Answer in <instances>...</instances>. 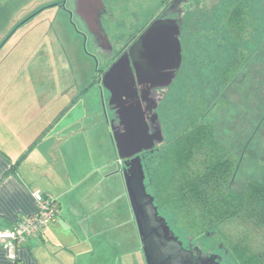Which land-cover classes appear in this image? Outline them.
Returning <instances> with one entry per match:
<instances>
[{"label": "rangeland", "instance_id": "374dc122", "mask_svg": "<svg viewBox=\"0 0 264 264\" xmlns=\"http://www.w3.org/2000/svg\"><path fill=\"white\" fill-rule=\"evenodd\" d=\"M13 1L19 5L0 8V39L5 44L0 50V64L1 59L11 61L9 69L6 64L0 65V78L6 80L11 75L23 81L46 83L50 98H57L65 106L73 104L63 127L89 130L91 139L82 144L83 152L94 148L98 163L106 161L114 172V180L102 187L112 196L107 211L111 215L108 237L113 244L114 261L125 252L130 256L128 261L137 264L132 256L142 257V243L138 231L136 234L131 206L128 215L118 204L117 197L126 192L120 182L123 162L116 148L111 150L107 125L110 93L101 89L99 82L121 48L158 15L162 0H132L127 6L107 9L103 26L110 36V48L101 51L100 42L77 15L74 0L37 9L33 13L37 15L21 27L13 22L25 3ZM239 10H244L247 21L241 30L238 23L245 20ZM186 12L181 38L183 64L159 107L166 141L156 156L165 158L174 145L180 144L184 126L212 127L224 148L222 167L230 166L231 160L233 163L229 173L232 190L243 194L248 184L264 179V0H193ZM82 86V92L78 91ZM193 151L185 166L195 174L198 170L200 175L206 174L219 152L210 151L205 144L195 146ZM151 167L148 170L153 172ZM179 176L182 175H177L170 186L158 189L152 173L147 181L151 182L149 188L158 199L161 214L179 239L215 251H220L225 242L227 261L244 264L252 254L264 263V226L242 211L218 228H211L198 217V212H193L192 205L180 211L172 199L177 195ZM215 231L220 235H214ZM101 257L97 253L96 264H102Z\"/></svg>", "mask_w": 264, "mask_h": 264}, {"label": "crops", "instance_id": "0c3cea01", "mask_svg": "<svg viewBox=\"0 0 264 264\" xmlns=\"http://www.w3.org/2000/svg\"><path fill=\"white\" fill-rule=\"evenodd\" d=\"M13 2L0 0V8L19 5ZM24 3L18 9L20 16L13 22L20 23L17 27L31 21L37 9L57 7L62 2L24 0ZM4 46L0 39V50ZM1 60L0 65L6 64L9 69L11 61ZM48 87L46 83L23 81L17 76L0 78V230L11 228L18 220L37 212L35 192L56 199L61 210L56 223L19 246L16 261L9 259L0 242V264H96L97 253L102 254V264H131L125 252L114 261L113 244L108 237L111 215L107 210L112 196L102 187L114 180L113 169L108 168L106 161L98 163L94 148L83 152L82 144L91 139L89 130L63 127L73 104L65 106L57 98H50ZM82 90L83 86L78 89ZM110 142L113 151L111 132ZM120 177L124 187L125 181ZM124 188V196H118L117 200L122 211L129 215L130 200L126 185ZM137 231L136 227V234ZM141 255L137 259L132 256L133 263L146 264L143 245Z\"/></svg>", "mask_w": 264, "mask_h": 264}, {"label": "water", "instance_id": "95a60500", "mask_svg": "<svg viewBox=\"0 0 264 264\" xmlns=\"http://www.w3.org/2000/svg\"><path fill=\"white\" fill-rule=\"evenodd\" d=\"M75 7L88 29L98 33L99 26H103L104 8ZM180 35L178 20H153L99 82L101 89L110 93L108 104L117 115V124L108 118L107 123L118 157L123 161V177L147 264L195 263L192 253L185 251L165 218L159 215L155 198L147 192L140 156L164 140L154 93L170 88L182 67ZM101 39L110 45L107 35ZM147 95H151L148 107L143 105ZM148 112L152 114L149 119Z\"/></svg>", "mask_w": 264, "mask_h": 264}, {"label": "trees", "instance_id": "16d2710c", "mask_svg": "<svg viewBox=\"0 0 264 264\" xmlns=\"http://www.w3.org/2000/svg\"><path fill=\"white\" fill-rule=\"evenodd\" d=\"M238 14L240 17L243 16L245 20L242 23H238L241 30L247 22L246 14L244 10H241ZM181 135L183 138L179 145H174L165 158L160 157L158 162L153 160L152 165H149V167L152 166L151 168H154L153 172L147 171L148 174L152 173V181L155 187L158 189L170 186L177 175L180 174L182 176H179V181L176 183L177 195L175 194L172 198L174 199L173 203H175L173 206L178 204L180 211L181 209L186 210L192 205L193 212H198V217L209 224L211 228H218L220 224L233 219L242 211L252 221L264 226V179L260 182L248 184L243 194H235L232 190V183L229 180V173L233 170L232 160L230 159V166L222 167L224 163V148L216 140L212 127L187 125L183 127ZM203 144L208 146L210 151L219 152V154L215 157L213 164L206 168L207 173L200 175L201 171L199 172L198 170V173L195 174L196 172H193L191 167H186L184 162L191 161V153L194 152L195 146ZM220 154H222L221 157H219ZM191 171L194 175H192ZM147 185L151 186V182ZM149 192L154 196L155 204L160 211L156 195L152 193L150 188ZM170 199H167L168 203ZM212 233L220 235L217 231ZM223 243L225 244V242ZM224 244L222 245L223 247ZM244 264L261 263L251 254L249 261Z\"/></svg>", "mask_w": 264, "mask_h": 264}, {"label": "flooded vegetation", "instance_id": "af4514ba", "mask_svg": "<svg viewBox=\"0 0 264 264\" xmlns=\"http://www.w3.org/2000/svg\"><path fill=\"white\" fill-rule=\"evenodd\" d=\"M65 1L66 0H64V4H65ZM130 1H132V0H74L75 3H73V4H75V6L79 5V6H89V7L97 6L99 8L103 7L104 12L103 11L101 12L102 13L101 14V21H102V25H103L104 19L107 21V13H108L107 9L120 8V7L127 6ZM192 1L193 0H162L161 10L158 13V15L153 19V20H155V19H159V18H169V19L178 20L180 27H181V35H180L181 45H182V39L181 38L183 36L182 34L184 31V26H185L184 22H185V18L187 16L186 8L189 9V5L191 4ZM199 1H202V0H199ZM145 29L140 31V33L136 34L130 40L129 43H127L125 46H123L121 48L122 51L119 52V55L117 58L112 59V61L110 62V65L108 66V69L124 52H126L129 49V47L132 45V43L143 33V31ZM96 30H97V28H96ZM99 31L101 32L100 35H98ZM98 33H96V34L93 33V34L96 36L97 42L98 43L100 42V44H101L100 46L102 48H100V51L103 50V48L104 49L110 48V45L108 43H106V41H103L104 39H101V38H105V35L108 34L106 29L104 28V26H102V28H101V26H99ZM109 38H110V36H109ZM102 43H104L105 45L107 44V45L104 46V45H102ZM182 52H183V49H182ZM182 56H183V53H182ZM182 64H183V62H182ZM180 70H179V72H180ZM179 72L177 73V75L179 74ZM175 80H174V82H175ZM174 82H173V84H174ZM139 88H141V87H139ZM168 89H159V90L155 91V93H154V96H155L154 98L158 102V106H157L156 111L159 115V120H160L161 125H162V122H161V118H160V114H159V107H160L162 99L166 95ZM150 98H151V95H147V97H146L147 102H145L143 104L144 106H147V107L149 106ZM108 108L110 111V114H109V112H107L108 116H109V118H108L109 121L114 120L115 124H117L118 119H117V115L115 114V110H112L111 106H109V104H108ZM146 116H147V119H149V117H151L152 114L150 112H148ZM162 131H163V125H162ZM162 133H163L164 140L161 144H157L155 146L154 150L143 151L140 154L141 159H142L143 168H144V173H145V185L147 188V192L149 194H151V193L149 192V186L147 185V181H148V171L147 170L149 168V165L153 162V160L156 162L159 161L160 157L156 156V154L165 147L164 145H165L166 138L164 135V131ZM128 162H129V160H128ZM158 211H159V209H158ZM159 215L161 217L165 218L160 213V211H159ZM165 220H166L171 232L174 233L166 218H165ZM174 235L179 239V237L175 233H174ZM179 241L182 243V246L185 249V251H189L192 253V257L195 261L194 264H233L232 262L227 261L228 258L226 256V254H228L229 251L225 250L222 245L220 246V251H215V250H208V249L206 250L202 246H200L199 244H197L193 241H191L188 244L183 243L180 239H179ZM223 250L225 252H223ZM145 262H146V259H145ZM146 264H147V262H146Z\"/></svg>", "mask_w": 264, "mask_h": 264}, {"label": "built area", "instance_id": "2783aa9c", "mask_svg": "<svg viewBox=\"0 0 264 264\" xmlns=\"http://www.w3.org/2000/svg\"><path fill=\"white\" fill-rule=\"evenodd\" d=\"M37 212L18 220L11 228L0 230V242L7 249L9 259L17 260L20 245L38 236L48 226L56 223L60 216V206L56 199L34 193Z\"/></svg>", "mask_w": 264, "mask_h": 264}, {"label": "bare ground", "instance_id": "6f19581e", "mask_svg": "<svg viewBox=\"0 0 264 264\" xmlns=\"http://www.w3.org/2000/svg\"><path fill=\"white\" fill-rule=\"evenodd\" d=\"M39 193H41V192H39ZM42 195H44V196H46L45 194H43V193H41ZM2 230V229H1Z\"/></svg>", "mask_w": 264, "mask_h": 264}]
</instances>
